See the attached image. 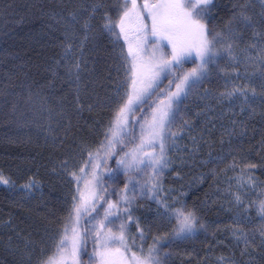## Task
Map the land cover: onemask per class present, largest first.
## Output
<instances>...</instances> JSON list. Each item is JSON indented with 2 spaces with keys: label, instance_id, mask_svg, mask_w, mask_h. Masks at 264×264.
I'll return each instance as SVG.
<instances>
[{
  "label": "trees",
  "instance_id": "1",
  "mask_svg": "<svg viewBox=\"0 0 264 264\" xmlns=\"http://www.w3.org/2000/svg\"><path fill=\"white\" fill-rule=\"evenodd\" d=\"M97 2L0 0V175L10 181L0 184V264H40L58 251L73 196L79 199L78 187L88 190L85 180L91 179L93 170L103 185V198H95L97 211L89 210L94 219L89 223L85 214L78 226L82 241L85 231L91 229L82 242L79 264H98L95 229L108 203L117 201L118 207L111 209L115 215L108 218L112 223L105 221L104 233L119 234L120 225L126 226L131 251L121 250L127 262L132 252L147 256L154 238L167 237V264H264L258 247L264 224L260 214L264 201V96L259 95L264 92V78L259 75L264 58L260 51L264 7L259 0H215L210 6L203 22L228 37L218 48L231 44V50L221 51L216 62L209 64L204 82L175 102V123L165 140L168 167L161 169L157 180L152 168L126 167L125 154L139 145L141 126L148 122L160 94L175 87V82L169 83L175 77L165 74L150 96L133 106L127 131L116 137L112 154L101 151L97 156L101 142L107 143L106 134L111 136L114 113L126 102L128 88L119 59L121 46L125 55L127 46L122 37L117 41L103 28L106 13L118 21L121 0H104L91 14L90 27L84 29L89 12L82 9L91 10ZM137 3L142 6L144 0ZM241 4L248 6L254 27L241 24L229 36L226 25ZM71 12L78 16L73 27L77 40L65 53L63 18ZM143 22L151 27L150 18ZM115 31L119 33V28ZM162 42L160 53L169 56L171 45ZM250 44L257 47L250 48ZM77 60L81 62L79 80L75 72L69 76L67 71ZM192 61L184 62V71L195 66ZM234 88L247 89L249 95L255 89L258 95L243 103L239 93L232 100L221 97ZM89 104L94 105L91 110ZM89 152L93 153L92 163L81 174ZM120 160L125 163H118ZM73 172L84 176L79 184ZM30 181L35 184L25 188ZM153 183L158 189L150 193ZM122 197H128L130 203ZM181 211L195 214L197 228L173 239ZM137 225L144 231L143 240ZM133 236L137 237L134 244ZM245 237L250 246L242 255Z\"/></svg>",
  "mask_w": 264,
  "mask_h": 264
},
{
  "label": "snow or ice",
  "instance_id": "2",
  "mask_svg": "<svg viewBox=\"0 0 264 264\" xmlns=\"http://www.w3.org/2000/svg\"><path fill=\"white\" fill-rule=\"evenodd\" d=\"M215 0H158L156 3H151L149 0H144L143 5H139L137 0H121L119 4V19L118 21H113L112 17L108 16L107 13L104 16L105 23L103 25L104 30L109 32L113 37H116L118 41L119 38L123 37L125 43L128 46L127 55L124 54L123 48L121 46V51L119 54V59L122 61L120 67L125 70V82L128 83V88L125 92L127 100L125 103L120 105L114 113V120L112 124L111 136L106 134L107 143L101 142L100 147L97 149L96 155L99 156L101 151L106 152L111 155V150L114 148V141L118 135L127 131L129 121L127 118V113L133 110V105L141 100L149 89L153 88L157 78L161 74H168L175 77V81L170 80L169 83L175 82L176 90L171 92L167 98V103L163 108L156 110L151 118V122L147 124L146 128L142 125V136L141 143L136 146V149L131 153H126L131 160L137 165H143L144 167L141 171L147 168H152L154 175L157 180L160 177V171L163 168L168 167V160L165 155V140L166 133L171 130L172 125L175 123L176 113L173 111L175 104L174 102L181 97V95H187V93L194 87L197 83H203L209 73V64L215 63V57L219 55L221 51H230L231 44H228L227 48L219 47L218 45L223 44V40L228 37H222L220 33L214 32V29L209 27L203 21L205 20L208 12L210 11V6L213 5ZM104 0H98L91 7V10L84 8L82 11L89 12V20L85 21L83 27L88 29L90 27L91 14L98 11L103 6ZM259 3L264 7V0H259ZM81 11V10H77ZM247 5H238L234 9L232 20L226 25L228 29V34L231 36L237 33L240 29L239 25H243L247 28H253L252 17L247 14ZM147 13V17L144 13ZM147 18L151 19V36L155 37L154 41L148 40L147 25L143 21ZM65 33L64 39L65 53L70 52L77 40L76 34L73 31V27L78 23V16L75 12H71L67 17H64ZM235 22V23H233ZM115 28H119V33H116ZM130 32L135 33V39L130 38ZM258 35V34H257ZM87 39V36H85ZM167 40L168 44L171 45L172 52L169 56H165L163 53L157 56V50L160 49V41ZM82 45V41H80ZM151 43L152 49L151 54H149L148 45ZM118 46V45H117ZM250 48H255L257 45L250 44ZM261 53H264V46H261ZM195 53V60L192 62L195 64L188 71L183 70V65L185 59ZM198 60L199 63L195 61ZM129 61L131 62V67L129 68ZM57 64L61 61H57ZM81 68V62L77 60L74 65H70L67 68L69 76L75 72L76 79L79 80V71ZM255 75V73L253 74ZM259 75L264 78V58H262V63L259 66ZM121 87L120 84L117 85V89ZM237 93L243 97L244 101H251L258 95L255 89L251 90V95H249L247 89L234 88L232 91L221 93V97L232 100L236 97ZM119 96V92L117 93ZM259 95L264 96V92ZM123 100V97H119ZM219 102V101H218ZM76 103L78 107L81 105L79 96H77ZM117 103V101H113ZM164 103V102H162ZM94 105L89 104L88 109L91 110ZM82 111L83 108L80 107ZM235 123V121H233ZM147 135L148 140L144 139V135ZM173 136H178L179 133H172ZM159 142L160 151L159 154L155 153L153 149L152 152L143 153L139 155L138 153L143 151L144 144H154ZM89 159L85 163V167L80 169V173L84 174L87 172V168L91 165L93 160V153H88ZM147 157V160L144 159ZM120 164H124V160L118 161ZM130 167L131 165H125ZM96 167H99L97 164ZM250 167L255 168L256 165H250ZM71 175L76 179L77 183L84 179L83 175H77L76 173H71ZM10 181L5 179L0 175V184H9ZM35 184V181H30L29 184L24 185L25 188H30ZM85 187L89 190L91 198L85 196V192L79 187L77 189L79 193V199L77 196H73V207L69 212L67 217V222L64 226V235L60 242L56 245L58 251L48 256L40 261V264H66V257L72 256L75 258L80 250L82 242H86L88 238V229L84 233L83 241L80 233L78 232V225L83 215L87 214L89 216V223L94 219L89 213V208L92 211H97L96 209V197L102 196L103 185L100 183L98 175L93 172L91 173V179L85 180ZM128 189V184H125V191ZM158 189V184L153 183L148 192H153V190ZM135 191V188L133 189ZM126 203H130L128 197H122ZM119 201L115 204L109 202L107 209H105L104 216L98 221V227L95 229V244H96V255L99 257L100 264H116L115 258L120 256V249L123 248L124 252L127 253L131 251L128 246L125 229L126 226L122 223L120 225L119 234L109 230L104 233L105 221H108L109 216L115 215L111 212V209L118 207ZM167 207V205H162ZM260 214L264 216V201L260 203ZM132 217L129 214V220ZM112 223V221H108ZM177 223L178 227L174 229L173 239L181 238L186 234L193 233L197 228V217L191 211H181L177 213ZM203 228L204 225H199ZM137 230L140 232L139 239H144V231L137 225ZM260 235L262 239L259 242L258 247L261 249V255L264 256V224L260 226ZM69 232H71V238L69 237ZM71 239V252H69L67 241ZM137 237H131L133 244L135 243ZM240 239V237H237ZM255 241V236L251 237V242ZM244 243L246 247L242 251V255L247 252L248 246H250V241L247 237L244 238ZM112 245H118V247L112 248ZM168 245L167 237H157L154 238L153 243L149 246L148 255H138L136 252H132L129 257L127 264H167L168 252L165 247ZM253 252L256 251L254 247ZM251 256V253H249ZM122 262V257H121Z\"/></svg>",
  "mask_w": 264,
  "mask_h": 264
},
{
  "label": "rangeland",
  "instance_id": "3",
  "mask_svg": "<svg viewBox=\"0 0 264 264\" xmlns=\"http://www.w3.org/2000/svg\"><path fill=\"white\" fill-rule=\"evenodd\" d=\"M144 23V22H143ZM145 24V23H144ZM147 32H148V40L151 42V41H154L156 38L155 37H153V36H151V27L149 28L148 26H147ZM123 38V37H122ZM130 38H132L133 40L135 39V33L134 32H130ZM124 40V39H123ZM164 41V40H163ZM125 42V41H124ZM162 40L160 41V45H162ZM126 44V43H125ZM126 46H127V44H126ZM148 48H149V54H151V49H152V45L149 43V45H148ZM160 48H161V46H160ZM127 50H128V46H127ZM157 56H159V55H161V53H160V49L159 50H157ZM191 59H193V60H195V53L193 52L192 54H191V56H189V57H187L186 59H185V61L186 60H191ZM196 62L197 63H199V61L198 60H196ZM165 74L166 73H164V74H161L158 78H157V80H156V83H155V85H154V87L153 88H151V89H149L148 90V92L144 95V97L141 99V100H139V101H137L136 103H140V102H142L143 100H145L147 97H149L150 95V93L155 89V88H157L160 84H161V82H162V80H163V78H164V76H165ZM168 88H170V87H168ZM176 90V88L174 87L172 90H170V91H163L161 94H160V96L158 97V99L155 101V103H154V105H153V107H152V109H151V111H150V117H149V120H148V122L146 123V125H144L145 126V128H146V126H147V124L148 123H150L151 122V118H152V115H153V113L156 111V110H158V109H161V108H163L164 107V105L167 103V98H168V96H169V94L171 93V92H174ZM183 96V94L181 95V97ZM180 97V98H181ZM180 98H178L175 102H177ZM162 102H164V103H162ZM175 102H174V104H175ZM135 103V104H136ZM134 104V105H135ZM133 105V106H134ZM130 113L131 112H129V113H127V118H128V121H129V115H130ZM141 135H142V128H141ZM144 139L145 140H148V137H147V135L145 134L144 135ZM141 143V138H140V140H139V144ZM160 145H159V142H156V143H154V144H148V143H145L144 144V148H143V151L142 152H140V153H138L139 155H143V153H146V152H152L153 151V149L155 150V153L156 154H159V151H160ZM133 152V151H132ZM131 153V152H130ZM144 159L145 160H147V157H144ZM126 165H131V166H136L137 164H135L132 160H131V158L128 156L127 157V159H126ZM139 166V165H138ZM140 166H143V165H140ZM85 196L86 197H88V198H91V194H90V192H89V190H86L85 191ZM89 210H90V208H89ZM81 221V220H80ZM79 224H80V222H79ZM79 226V225H78ZM78 232H79V230H78ZM80 233V232H79ZM81 235V234H80ZM69 237L71 238V232H69ZM67 244H68V248H69V252H71V239H69V241H67ZM81 247H82V244H81ZM115 247H118V245L117 246H115V245H112V248H115ZM120 253H121V255L120 256H117L116 258H115V261H116V264H127V260H126V258L124 257L125 255L123 254V252H122V250L120 249ZM79 255V254H78ZM78 255L75 257V258H73L72 256H67L66 257V264H79V261H78ZM121 257H122V262H121ZM98 264H100V262H98Z\"/></svg>",
  "mask_w": 264,
  "mask_h": 264
}]
</instances>
